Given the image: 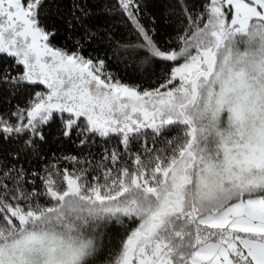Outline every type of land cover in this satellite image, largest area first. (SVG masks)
Instances as JSON below:
<instances>
[{"label": "snow or ice", "instance_id": "snow-or-ice-1", "mask_svg": "<svg viewBox=\"0 0 264 264\" xmlns=\"http://www.w3.org/2000/svg\"><path fill=\"white\" fill-rule=\"evenodd\" d=\"M97 6L0 0V264H264V0Z\"/></svg>", "mask_w": 264, "mask_h": 264}, {"label": "trees", "instance_id": "trees-1", "mask_svg": "<svg viewBox=\"0 0 264 264\" xmlns=\"http://www.w3.org/2000/svg\"><path fill=\"white\" fill-rule=\"evenodd\" d=\"M109 0H95V3L98 4L97 7L94 8V16L93 19L90 21L92 26L100 31H106L108 28H113V31L115 32V37L112 41V44L108 46V58L110 64L113 66L112 70L114 72H118L121 76H124L125 82H128V74L131 72V68H128L127 71L119 67V62L124 59V57L121 56V53L119 49L117 48V44L121 43L123 41H120V36L123 35L125 38V41L128 39H131V34L128 32V29L123 24L118 23L115 20L109 19V17L105 14V6L108 4ZM167 17V12L165 11L163 16L161 17V20L165 19ZM144 23H148L147 17L144 20ZM168 31H171V29H168ZM165 35L164 31H160V34L157 36V39H163ZM58 43H62L59 42ZM112 49H116L113 51ZM96 53H94L95 55ZM99 56L101 58L104 57L105 52L99 51ZM157 147H161L159 143L156 145Z\"/></svg>", "mask_w": 264, "mask_h": 264}]
</instances>
